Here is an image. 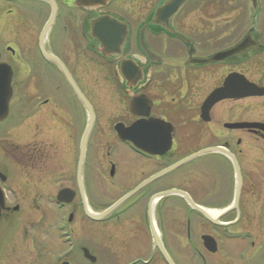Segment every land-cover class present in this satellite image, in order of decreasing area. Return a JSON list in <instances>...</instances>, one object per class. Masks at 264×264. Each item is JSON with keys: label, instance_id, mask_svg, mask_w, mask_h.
I'll return each instance as SVG.
<instances>
[{"label": "flooded vegetation", "instance_id": "flooded-vegetation-1", "mask_svg": "<svg viewBox=\"0 0 264 264\" xmlns=\"http://www.w3.org/2000/svg\"><path fill=\"white\" fill-rule=\"evenodd\" d=\"M163 1L0 0V80L9 78L10 87L7 112H0V264H264V94L223 99L211 107L208 121L200 117L205 98L231 73L264 88V30L252 23L235 41L221 45L220 18L230 0H187L169 26L190 44L149 25L144 40L155 55L150 60L139 46V30ZM217 3L215 14L210 13ZM236 5L233 10L239 12ZM145 6L151 7L146 16ZM252 9L264 15L260 0ZM198 11V24L191 26L187 17ZM97 19L115 20L126 30L118 51L107 52L98 42L91 27ZM247 34L255 45L240 54L203 64L191 61L229 49ZM122 62L132 64L129 76L121 73ZM60 64L86 100L89 86L101 87L103 95L104 103L95 96L102 110L92 107L79 174L89 117L76 105L67 111L76 120L67 131L76 147L68 134L65 139L55 135L64 120V88L81 104ZM206 81H212L209 89H204ZM225 102L233 103L227 111ZM216 107L221 122L204 130ZM132 129L129 137L119 136ZM166 133L170 146L158 154ZM49 139L58 148L67 139V155L54 172L64 176L66 166L70 184L56 190L45 185L48 161L56 160L57 152ZM214 147L216 152L151 179ZM139 185L103 218L86 216V208L100 213ZM64 189L65 197L72 196L69 202H59ZM172 190L188 198L163 194ZM65 207L69 222L77 209L90 224L83 229L86 242L64 252L65 246L50 245L48 236L63 245L65 237L77 235L78 227L63 223ZM43 209L56 213L55 222L42 216Z\"/></svg>", "mask_w": 264, "mask_h": 264}, {"label": "water", "instance_id": "water-1", "mask_svg": "<svg viewBox=\"0 0 264 264\" xmlns=\"http://www.w3.org/2000/svg\"><path fill=\"white\" fill-rule=\"evenodd\" d=\"M90 0H77V3L80 5H84L88 3ZM187 0H164L159 6H157L152 15L150 20L145 23L141 29L139 30V46L150 60H154V54L151 52V50L147 47L144 36L145 31L149 25H160L165 30H167L170 33L176 34L178 37H181L185 42H189V40L183 38L181 35L176 33L174 30H172L169 26V20L170 18L179 10V8L186 2ZM251 6L255 9L257 6V0H250ZM92 32L96 36L98 42L105 48V51L111 52V51H118L119 46L124 40L125 32L126 30L119 29L118 23L115 20L112 21H106V19H97L96 21H93L91 23ZM115 34V37L113 35ZM117 34H121L120 37H116ZM255 42L251 39L250 34L245 35L239 43L235 44L233 47L225 50H221L219 52L213 53L209 55L206 58H193L191 61L194 63H209V62H215V61H221L224 60L230 56L240 54L250 48L251 46H254ZM192 51L189 50V54H191ZM60 67L65 75V78L67 79L71 89L75 93V95L78 97V99L81 101V103L85 106L86 111L88 112L89 118L87 125L83 131L82 137H81V143H80V154H79V160H78V174L80 172V168L83 162V155L85 150V145L87 141V137L91 128V125L94 120V113L92 106L88 103V101L85 99L83 94L81 93L78 86L75 84L73 79L71 78L70 74L66 70V68L60 64ZM133 69V66L129 62H122L121 63V73L124 76H129ZM264 94V88L259 87L253 83L248 82L243 76L237 74V73H231L229 74L223 81V84L215 89H213L208 96L205 98L201 105V113L200 117L204 121H208L209 119V111L211 107L218 103L219 101L223 99H234V98H240V97H246L249 95H263ZM10 97V87H9V78H2L0 80V112L3 113V115L7 112V106H8V100ZM135 99H133V102ZM2 117V116H1ZM228 127H233L235 124H226ZM138 123H135L133 126L137 127ZM169 127V125H168ZM264 128V125L262 126ZM131 130L128 134L125 132H121L119 136L121 138L129 137L134 133V130ZM164 144L159 150H156L155 152L158 154H163L167 151V149L170 146V135L169 133H166V136L164 137V140L160 137V143ZM217 148H209L204 149L202 151L193 153L180 161H177L176 163L170 165L169 167L163 169L162 171L156 173L151 179L157 178L159 176H162L166 172L173 170L174 168L178 167L179 165L185 163L188 160L193 159L195 156H198L200 154L204 153H210V152H216ZM142 185L137 186L134 188L129 194L123 196L120 198L117 202H115L111 207L107 208L106 210L100 212V213H93L90 210L86 208V216L93 220H98L103 218L106 214H108L111 210H113L115 207H117L123 200H125L130 194L137 191ZM68 190L64 189L60 192L58 195V198L62 201L69 202L71 201V194L67 197ZM172 194V193H178L183 195L185 198H188L187 195L183 192L172 190L165 192L163 194ZM161 194V195H163ZM168 260V259H167ZM66 264V263H63Z\"/></svg>", "mask_w": 264, "mask_h": 264}, {"label": "rangeland", "instance_id": "rangeland-1", "mask_svg": "<svg viewBox=\"0 0 264 264\" xmlns=\"http://www.w3.org/2000/svg\"><path fill=\"white\" fill-rule=\"evenodd\" d=\"M260 3L264 4V0H262V1L260 0ZM236 4H238V6H240V8H241V9H239V12L235 11L236 8L233 10V6H237ZM224 7H226V10H224L223 16H222V18H220V21L222 22V29H223L224 33L220 39L219 44L225 46V45L231 43V41L232 42L235 41L237 38L242 36L250 26H252V23H255L256 24L255 26L258 29L264 30V15H262L260 13L259 9H257L256 12L254 13V10L250 6L249 0H236V1L230 0V1H227V4L224 5ZM217 8H218V3L213 6L212 12H210V13L215 14V11ZM150 9H151L150 6L149 7L145 6L143 8V10H144L143 15L146 16ZM199 14H201V13L198 11V13H193L192 16H190L191 15L190 14L187 17V21L190 22L191 26L196 27V24H198V21H199V17H198ZM238 15H239L238 21L235 23L234 18H237ZM251 15H252V17H251ZM213 31H215V30H213ZM213 34H215V33H213ZM210 37H211L210 43H214V45H215L217 42L216 37H214V35L210 36ZM179 55L182 56V53H179ZM205 83H206L205 85H207V86L204 89H209L212 81H206ZM89 88H90V90H88V92L86 94L87 101L89 102V104L92 107H95V109L97 111H101L102 106L95 100V96H96V98L99 99L101 101V103H104V102H102V99H101V98H103L101 87L94 85V87L89 86ZM64 93H65V97H64V103L65 104H64V109H63L64 112L61 114L64 116L63 125L61 124L60 127H58V130L55 132V135L62 136L65 139L67 134H68L67 133L68 126H73L74 124H71L72 122H74L76 124V120L74 118L71 119L70 114H67V111H70L71 107H73V109H74L75 105H76L78 110H82V109L85 110V106L83 104L75 103V100L70 96V92L68 91V89L66 87L64 88ZM91 93L94 96L91 95ZM201 93H203V91ZM81 105H83V106H81ZM232 105H233L232 102H225L223 110L224 111L229 110ZM220 113H221V108L216 107L212 113L213 121L210 124H207V126H203V129L208 130V127H213V126H216V123H220L221 122L219 119ZM68 136H69V134H68ZM74 137L75 136L70 135L69 136V142L73 141L75 144V147H76ZM48 141H49V144L53 143L52 145L57 147V145H54L57 142L56 143L53 142L52 139H49ZM66 143H67V139L65 142V146H62L59 148L57 147L56 160L52 159V160L48 161V164H49L48 169H47V172H45V173H47L46 174L47 176L45 178H48L45 185L47 187H55V190L57 188H59L60 185L66 186V185L70 184V181L66 180V177H69V174L67 172H70V169H67V167L64 166V170H65L64 176H62L59 172H57V173L54 172V169H60L61 168V165L63 163V161H62L63 153H64L65 157L67 155L68 150H66V147H67ZM51 149H52V147H51ZM51 149L49 148V154L50 155L52 152ZM62 151H64V152H62ZM75 152H76V149H75ZM53 154L54 153L52 152V155ZM55 162H56V164H55ZM210 174L213 175L214 172H211ZM200 184L202 186H205L204 181L200 182ZM44 202L45 201L43 200V203ZM44 206H46V205H44ZM62 211H63V223H64V225L65 226L73 225L76 228L78 227L79 230H77V233H76L77 235H71L70 234V237L68 236V239H70V241H68V239H66V237H65L64 243L62 245V243H60V241L56 237H53V234H52V235L48 236V242L50 245L57 243V245H59V248L65 246V248H64V252H65L67 246L76 245L77 243L83 242V241L86 242V237H85V234L83 232V229H86L88 227V224H90V221L87 218H85L79 212V210L75 209L72 220L70 222H68L67 221V216H68V212H69L68 207H65ZM42 216H45V218H48L47 220H49V221L55 222V219H56V213L55 212H49V211L47 212V210L44 211V209H43ZM58 216H59V213H57V217ZM31 217L32 218L38 217V215L31 214ZM65 232L68 233V229ZM60 244L62 246H60ZM55 246L56 245H54L53 247H55ZM59 248H57V250Z\"/></svg>", "mask_w": 264, "mask_h": 264}]
</instances>
